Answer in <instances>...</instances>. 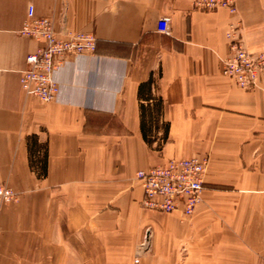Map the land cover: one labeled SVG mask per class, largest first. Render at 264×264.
<instances>
[{"label": "crops", "instance_id": "0c3cea01", "mask_svg": "<svg viewBox=\"0 0 264 264\" xmlns=\"http://www.w3.org/2000/svg\"><path fill=\"white\" fill-rule=\"evenodd\" d=\"M235 5L0 0V184L18 195L0 264H264V76L242 90L221 74L230 27L264 54V0ZM29 6L95 39L54 71L49 103L19 84L38 46L18 33ZM194 156L208 167L192 215L141 207L137 171Z\"/></svg>", "mask_w": 264, "mask_h": 264}, {"label": "built area", "instance_id": "2783aa9c", "mask_svg": "<svg viewBox=\"0 0 264 264\" xmlns=\"http://www.w3.org/2000/svg\"><path fill=\"white\" fill-rule=\"evenodd\" d=\"M192 7L202 11H236L235 0H192ZM168 23L169 18L162 17L158 22V31L167 33ZM18 33L38 43L36 50L25 58L27 67L20 73L19 84L25 96L41 103L54 100L58 86L53 73L63 61L70 56L92 53L95 49L93 36L82 32H66L60 36L51 19L34 16L32 6L28 7ZM227 38L230 53L222 61L221 74L242 90L254 89L258 76H264V54L249 52L232 27ZM207 167V157L194 156L167 159L137 171L134 177L143 191L141 207L162 213L180 211L185 217L192 215L202 202ZM17 196L10 188L0 184V209L4 204L14 202Z\"/></svg>", "mask_w": 264, "mask_h": 264}, {"label": "trees", "instance_id": "16d2710c", "mask_svg": "<svg viewBox=\"0 0 264 264\" xmlns=\"http://www.w3.org/2000/svg\"><path fill=\"white\" fill-rule=\"evenodd\" d=\"M145 139H146V138H145ZM160 147H161V145H158V146H157V149L160 150Z\"/></svg>", "mask_w": 264, "mask_h": 264}]
</instances>
